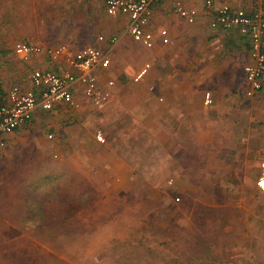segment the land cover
I'll list each match as a JSON object with an SVG mask.
<instances>
[{"label":"crops","instance_id":"1","mask_svg":"<svg viewBox=\"0 0 264 264\" xmlns=\"http://www.w3.org/2000/svg\"><path fill=\"white\" fill-rule=\"evenodd\" d=\"M12 3L18 22L8 18L6 27L18 28L13 45L100 49L110 63L94 72L110 97L94 106L77 84L78 108L59 104L39 111L31 123L7 134L5 145L32 143L42 156L51 157L78 155L76 148L70 153L67 143L72 147L74 140H85L91 150H105V189L157 187L171 179L182 189V202L167 213L166 227L155 235V244L165 241L159 247L166 252L165 264H264V191L256 185L264 160V76L262 88L247 96L248 41L234 30L209 27L201 0L185 3L197 9L194 23L175 13L174 0L156 4L146 27L154 36L152 48L132 39L128 16L109 15L105 0ZM219 3L248 6L243 0H215L214 6ZM31 13H36L34 22ZM160 29H167L170 46L162 44ZM11 54L22 64L11 74L13 84L0 87V103L14 85L31 88L24 65L28 71L66 67L63 58L55 64L42 54L23 62L13 46ZM146 62L150 69L134 82ZM109 80L113 85H107ZM52 137L54 145L47 143ZM175 216L179 228L166 222Z\"/></svg>","mask_w":264,"mask_h":264},{"label":"rangeland","instance_id":"2","mask_svg":"<svg viewBox=\"0 0 264 264\" xmlns=\"http://www.w3.org/2000/svg\"><path fill=\"white\" fill-rule=\"evenodd\" d=\"M14 4L0 0V87L8 88L22 64L11 54L18 28L6 27L8 18L18 22ZM67 146L80 153L45 157L32 143L0 149V264H165V241L155 244V235L182 189L168 182L105 189V150L81 139ZM176 219L166 222L179 228Z\"/></svg>","mask_w":264,"mask_h":264},{"label":"built area","instance_id":"3","mask_svg":"<svg viewBox=\"0 0 264 264\" xmlns=\"http://www.w3.org/2000/svg\"><path fill=\"white\" fill-rule=\"evenodd\" d=\"M190 0H174V11L188 23H194L198 15L195 7H187ZM204 15L208 18L209 27L213 29L234 30L249 43L250 62L244 66L247 89L245 94L252 96L262 88L264 76V0H243L248 6L235 7L229 3L215 0H201ZM161 0H105V10L111 15H127L129 18L127 32L133 40L147 48L154 45V36L146 29L152 15L153 7ZM162 44L170 46L171 38L167 29L159 30ZM101 39V37L99 38ZM14 53L23 61L28 62L36 54L46 55L51 63L64 59L66 67L57 69L33 68L29 73L31 88L23 90L18 85L12 86L5 99L0 103V147L6 144V135L31 123L39 111H49L59 104L78 108L80 103L75 97L77 84L94 106L101 105L110 97V91L97 83L95 67H108L110 61L103 51L84 45L71 50L66 45L42 48L38 44L17 42L13 45ZM150 62L144 63L133 76V81H140L150 69ZM108 86L113 81L107 82ZM211 101L205 95V103ZM49 137L51 135L49 134ZM96 139L103 141L100 132ZM259 172L257 187L264 191V160L258 164ZM172 180L168 181L171 184ZM179 197H175L178 201Z\"/></svg>","mask_w":264,"mask_h":264},{"label":"trees","instance_id":"4","mask_svg":"<svg viewBox=\"0 0 264 264\" xmlns=\"http://www.w3.org/2000/svg\"><path fill=\"white\" fill-rule=\"evenodd\" d=\"M1 94H2V93H1ZM1 94H0V95H1Z\"/></svg>","mask_w":264,"mask_h":264}]
</instances>
